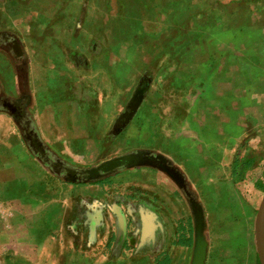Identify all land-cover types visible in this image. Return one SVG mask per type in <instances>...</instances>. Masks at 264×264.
<instances>
[{
	"label": "crops",
	"instance_id": "1",
	"mask_svg": "<svg viewBox=\"0 0 264 264\" xmlns=\"http://www.w3.org/2000/svg\"><path fill=\"white\" fill-rule=\"evenodd\" d=\"M238 3L243 4L244 19L234 28L245 38L238 42L237 53L231 57L226 49V54L218 60L214 80L211 77L207 81L205 91L210 101L204 103L205 112L210 113H205L202 125L206 135H199L195 140L191 135L174 139L175 145L170 151L164 146L158 149L145 146L122 153L111 159L143 152L150 161L120 168L87 183L69 181V170L78 174L111 159L94 166H78L70 161L73 154L69 155L43 136L41 127L48 125L65 132L55 133V143H68L63 136L70 131L78 134V128L86 127L85 123L93 137H100L105 127L115 133L118 127L128 126L134 116L129 106L120 114L111 107L107 109L109 112L95 116L85 107L91 99L84 100L82 96L85 91L95 94L94 90H101L116 103L131 77L125 73L121 78L117 63L111 61V53L104 50L106 54H100L104 63L98 67L103 87L89 86L82 81L81 72H86L90 64L86 61L82 67L79 62L78 48L84 47V41L78 21L83 12L79 13L67 40L46 41L43 52L46 65L42 74L27 61L20 36L6 30L4 14L0 13V264H134L138 259L156 264L166 256L171 264H192L195 246L192 213L190 216L180 212L178 202L156 188L152 176L143 182L128 181L122 191L119 182L126 179L125 173L137 169L146 170L149 175L159 174L162 181L182 192L183 186L187 188L189 197L203 212L202 237L206 245L203 264H214L204 208L214 203L221 207L229 205L223 193L226 184L229 189V183H221L218 175L227 174L229 162L234 158V145L247 141L254 129H264V0H238ZM71 10L61 9L65 12L62 15L58 11V15L69 20ZM31 15L33 22H42L38 15ZM50 23L52 28L59 25L52 16ZM208 37V42L213 41L212 35ZM216 42L228 47L222 38ZM7 57L13 70L5 81ZM212 61L208 56L204 62L211 64ZM122 69L132 70L126 63ZM208 69L212 73V67ZM23 78L26 85L21 81ZM150 87L147 80L135 90H141L143 98ZM37 110H44L45 114L36 118ZM76 142L83 145L84 137L80 141L77 137ZM75 153L79 157V151ZM110 178L114 184L104 185ZM135 182L141 187L140 193L130 190ZM189 197L186 200L191 212ZM229 216L223 212L220 220L229 222ZM189 240L190 247L179 245ZM216 251L219 262L222 255L243 257L247 254L243 248L227 243Z\"/></svg>",
	"mask_w": 264,
	"mask_h": 264
},
{
	"label": "rangeland",
	"instance_id": "2",
	"mask_svg": "<svg viewBox=\"0 0 264 264\" xmlns=\"http://www.w3.org/2000/svg\"><path fill=\"white\" fill-rule=\"evenodd\" d=\"M242 6L238 0H1L0 13L4 14L6 30L20 36L27 61L30 60V65H35L42 74L46 65L43 59L46 41L61 38L67 40L73 33L79 13L83 12L78 21L79 34L84 41V47L78 48L79 62L82 67L86 61L90 64L86 72H81L82 81L89 86L103 87L98 67L104 63L100 56L106 54L104 50L107 54L111 53V61L117 63L118 75L123 78L127 73L131 77V82L127 80V87L123 88L124 92L118 96L120 101L116 103L107 92L103 94L101 90H94L95 94L85 91L82 96L84 100L91 99L85 107L95 116L109 112L107 109L111 107H115L116 114H120L133 103L134 116L128 126L118 127L115 133L111 132L112 128L105 127L100 137H93L85 123L86 127L78 128V134L70 131L63 136L68 139V143H55V133L65 132L56 131L55 127L48 125L41 127L46 139L68 151L69 155L73 154L70 161L88 167L145 146L156 149L164 146L165 150L170 151L174 148V139L191 135L195 140L199 135H206L202 125L205 113H210L205 112L204 103L210 101L205 91L207 81L211 77L214 80L218 60L226 54V49L231 57L237 53L238 42L245 38L239 36L234 28L244 19ZM61 9H72L69 20L64 18L68 20L66 22L62 16L65 11ZM58 11L62 15H58ZM31 14L38 15L42 22H33ZM51 16L59 24L56 28H52ZM208 35L213 36V41L208 42ZM217 38L227 41L228 47L217 44ZM190 56H193L192 61ZM206 56L213 59L211 64L204 62ZM5 63L7 81L13 68L8 57ZM125 63L132 70H123ZM208 66L212 67V73ZM147 80L151 90L143 96V103L140 104L137 95L140 90L135 88ZM21 81L26 85V79ZM41 85L44 86L43 78ZM104 89L107 90V87ZM34 114L37 118L45 114V111L37 110ZM44 117H41V123ZM74 118L84 119L81 115H74ZM263 130L254 129L247 141L236 143L234 158L229 162L227 174L218 175L221 183H229V189L226 184L223 190L229 205L221 207L214 203L204 208L214 264H259L254 245V220L264 195ZM260 131L261 135L258 134ZM77 137L79 141L84 137L83 145L77 144ZM76 151H79V157ZM125 175L123 178L126 179L119 182L122 191L128 181L136 179V182H143L152 176L154 186L177 201L180 212L191 216L185 196L187 188L182 192L162 181L159 174L149 175L143 169ZM108 180L103 184H114L112 178ZM136 182L130 190L140 193L141 187ZM121 186L118 187L121 189ZM223 212L229 213V222L220 220ZM246 218L248 221H242ZM226 243L243 248L247 254L243 257L222 255L227 259L222 258L219 262L216 249L225 247ZM134 264L151 262L138 259Z\"/></svg>",
	"mask_w": 264,
	"mask_h": 264
},
{
	"label": "water",
	"instance_id": "3",
	"mask_svg": "<svg viewBox=\"0 0 264 264\" xmlns=\"http://www.w3.org/2000/svg\"><path fill=\"white\" fill-rule=\"evenodd\" d=\"M137 95H139L141 101L142 91L140 90L137 93ZM133 106L135 105L131 103V106L129 107L132 111L135 110ZM149 161L150 159H148V157L143 152H137L108 160L95 168L79 172L78 174L75 171L69 170L68 177H69V181L71 182H75L76 180H80V181L82 180L83 182L87 183L109 176L115 173L120 168L136 167L143 164H147L149 163ZM172 176L175 177L173 173ZM183 190H185L184 186H183ZM186 196L189 197L190 195L186 193ZM189 206L194 219V229H195V246H194L192 264H203L205 259V247H206L202 237V231L204 229L203 212L201 206L198 203H196L195 200L192 199L191 197H189ZM263 235H264V195L259 204L254 220V245H255V252L259 264H264Z\"/></svg>",
	"mask_w": 264,
	"mask_h": 264
},
{
	"label": "trees",
	"instance_id": "4",
	"mask_svg": "<svg viewBox=\"0 0 264 264\" xmlns=\"http://www.w3.org/2000/svg\"><path fill=\"white\" fill-rule=\"evenodd\" d=\"M179 245L180 246H188V247H190L191 246V240H189V241H181L180 243H179ZM156 264H171V262H170V258L169 257H163L162 259H160V260H158V261H156Z\"/></svg>",
	"mask_w": 264,
	"mask_h": 264
}]
</instances>
